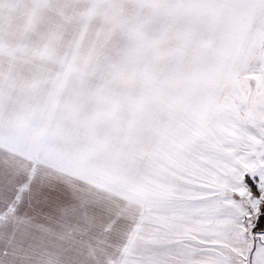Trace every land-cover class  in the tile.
Instances as JSON below:
<instances>
[{"label": "snow or ice", "instance_id": "obj_1", "mask_svg": "<svg viewBox=\"0 0 264 264\" xmlns=\"http://www.w3.org/2000/svg\"><path fill=\"white\" fill-rule=\"evenodd\" d=\"M19 7L0 264H264V0Z\"/></svg>", "mask_w": 264, "mask_h": 264}, {"label": "rangeland", "instance_id": "obj_2", "mask_svg": "<svg viewBox=\"0 0 264 264\" xmlns=\"http://www.w3.org/2000/svg\"><path fill=\"white\" fill-rule=\"evenodd\" d=\"M12 4V8L9 11L8 9H4L0 11V16H6L12 19L15 22L21 15L22 9L19 7L20 0H10Z\"/></svg>", "mask_w": 264, "mask_h": 264}]
</instances>
